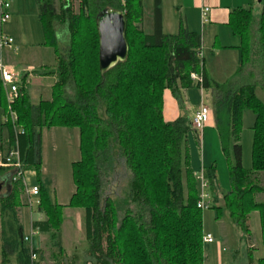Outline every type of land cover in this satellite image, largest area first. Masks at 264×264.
<instances>
[{
    "label": "trees",
    "instance_id": "16d2710c",
    "mask_svg": "<svg viewBox=\"0 0 264 264\" xmlns=\"http://www.w3.org/2000/svg\"><path fill=\"white\" fill-rule=\"evenodd\" d=\"M47 45L55 50L56 65L40 73L55 76L51 101L33 105L27 92L13 109L17 115L16 130L9 127V143L3 149L17 150L23 171L42 166L41 130L44 127L78 129L80 161L73 164L75 193L68 207L85 213L88 255L95 264H205L203 210L197 207L199 182L194 174L187 147L193 131L190 120L181 117L166 123L163 117V94L181 89H200L192 74L202 78L204 92L213 91L216 130L223 152L233 144L235 166L231 167V191L215 190V167L203 169L213 196L211 207L221 201L231 211L237 226L246 232L250 214L258 212L264 247V103L256 86L235 87L219 84L205 69L202 36L187 30L183 23L179 33L167 36L162 26V0H153L152 34L143 30V0H35ZM79 2L78 13L73 8ZM107 9L122 11L127 20L128 59L101 74L97 18ZM66 25L70 41L67 56L61 55L56 26ZM233 34L240 38L239 71L253 51V33L258 37L254 50L262 56L264 88V10L256 23L252 10L236 9L230 14ZM254 27L257 30L254 31ZM69 92H72L70 95ZM104 111L103 117L99 110ZM255 114L252 145V167H243L241 133L246 111ZM117 157L131 173V184L125 207L111 198H103L101 171L110 170ZM7 192L0 195V264H31V247L25 242L19 212L24 206L25 188L12 168H0V185ZM38 210L46 215L33 229L49 236L51 246L63 256L61 242L62 206L51 202L39 186ZM133 208V209H132ZM220 210L221 207H218ZM120 212H123L120 214ZM34 250L41 251L38 238ZM252 252L249 264H254ZM264 264V258L259 261Z\"/></svg>",
    "mask_w": 264,
    "mask_h": 264
},
{
    "label": "rangeland",
    "instance_id": "374dc122",
    "mask_svg": "<svg viewBox=\"0 0 264 264\" xmlns=\"http://www.w3.org/2000/svg\"><path fill=\"white\" fill-rule=\"evenodd\" d=\"M60 2L56 0V6L59 9ZM166 5V14L167 16L172 15V2L171 0H165ZM264 5V3H263ZM144 6V32L150 33V23H151V11H152V0H143ZM79 2L74 4V12L78 13ZM191 12V10H188ZM257 17V13H254ZM38 10L34 0H21V9L19 11L12 12L11 10V20L12 22H19V26L16 28L15 33L18 36V39H15L16 44L14 48L20 46V53L15 54L14 52H3L5 56V61L7 64L13 67V71L16 76L17 84L22 92L24 89L23 82L26 81L25 85L29 88L30 99L32 103L37 104L40 99L49 100L51 95V100L53 94L48 88V85L52 81L42 80L41 83L36 82L39 80L38 77L33 75V73L27 72L29 66H35L37 71H40V59L46 58L49 61L50 66H55V50L53 47L47 45L48 40L45 37L43 26L39 21ZM6 24L1 27L4 28ZM257 30L254 27V31ZM56 31L59 35V47L61 50V55L66 57L67 51L69 48V38L66 29L64 26H56ZM5 35V34H4ZM219 44H223L224 41H217ZM213 40L210 37H207L205 40V57L209 63H212V66L216 69L215 77L219 80L221 84H228L232 82L233 75L235 72L236 62L232 57L220 56L213 58L211 55ZM16 46V47H15ZM205 62V61H204ZM3 63V62H2ZM4 65V64H3ZM6 67V66H5ZM7 68V67H6ZM29 77L27 81L26 78ZM49 82V83H48ZM26 89V88H25ZM189 90V89H188ZM52 91V90H51ZM258 95L261 101L264 103V89H259ZM72 95V92H69ZM201 95V92L197 89L193 90L192 94V103L195 108H199L202 102L209 109V118L204 128H207L210 125H213V114H214V97L213 91H210L208 94ZM41 95V96H40ZM184 102V95L181 97ZM104 111L102 108L99 110V115L103 117ZM190 114V112H188ZM187 114V115H188ZM255 114L248 110L244 113L243 116V128L242 133H244L243 141L247 143L248 138L253 132L251 131L252 127L255 124ZM11 123V122H10ZM44 140H43V149L41 152L43 164L41 166V173L38 179L36 171H26L24 174V183L27 188L31 189L34 185L38 187L41 186L45 189L49 198L53 196L65 193H70L74 190V180H73V166L69 163L68 158L66 157L68 153L78 151L79 149V136L74 138L72 134L77 129H69V136H63L62 134L56 133V131H49L51 128L44 127ZM204 130V129H203ZM78 134V130L75 131ZM207 135L201 138V135L195 131L191 132L188 135L187 147L189 150V155L191 158V164L193 167L197 166L196 171L201 166L202 160L205 166L215 167L216 172V191L221 196L223 193L231 191V182H230V171L231 167L235 166V160L233 155V144L229 147V153L225 155L222 150V146L218 139L213 140L210 130L206 131ZM66 134V133H65ZM247 134V135H245ZM5 153L2 152V157L0 160L5 157ZM248 153L246 154V159L244 161V167L249 169L252 167L253 158L250 161ZM72 166V167H71ZM101 181L103 187V198L104 201L106 198H111L116 206L122 208L125 207L124 202L128 198V193L130 192L131 184V173L127 169L124 161L117 157L112 162V168L110 170L101 171ZM261 185L264 187V179L261 177ZM7 189L4 187L1 188V195L5 194ZM200 193V186H199ZM212 196V195H211ZM222 198V196H221ZM213 197H211V200ZM36 198L30 197L24 198V202L28 204V208L25 213L22 214L21 220L25 226L26 234H30L28 230L27 222L30 220V214L37 212L38 205L36 204ZM51 200V199H50ZM258 201H264V195L257 196ZM39 201V198H37ZM213 201V200H212ZM31 202V203H30ZM218 207H221L219 210L218 207L205 209L203 210V231L204 235H210L213 239L212 244L204 243V258L205 264H249V253L252 252V258L254 264H259V261L264 258V247L263 239L260 225V216L258 212H253L250 214L251 221L248 224L250 228V233L252 236L251 242L255 247V250L249 248V240L247 238L246 232L235 223L233 217L231 216V211L226 208L224 202L217 204ZM32 208V211L30 209ZM70 208V207H69ZM71 210H76V215L70 218L71 223L67 222L65 213L62 211V226L61 234L64 238L67 237L68 232L67 228L70 229V224L73 225L74 230L70 232L69 238L71 241L66 246L65 250L69 253H74L76 250L82 252L87 249V243L84 239V221L80 212H83L81 209L70 208ZM133 209V208H132ZM63 210V209H62ZM78 210V211H77ZM123 212H120L122 214ZM27 221V222H26ZM82 255H80L79 258ZM84 256V259L87 258ZM58 260H62L63 256H58ZM83 259V260H84ZM84 260V261H85ZM82 264V263H81Z\"/></svg>",
    "mask_w": 264,
    "mask_h": 264
},
{
    "label": "crops",
    "instance_id": "0c3cea01",
    "mask_svg": "<svg viewBox=\"0 0 264 264\" xmlns=\"http://www.w3.org/2000/svg\"><path fill=\"white\" fill-rule=\"evenodd\" d=\"M37 10H38V19H39V9L36 1L34 0ZM172 2V15L169 14L167 16L166 14V5H165V0H162V26H163V33L167 36H175L179 33L181 23H183V26L189 30L190 32L197 33L202 36V57L204 58L205 61V69L210 76L212 80L215 82L219 83L220 81L216 79L215 74H216V69L214 66H212V63H209V61L206 60L205 57V40L207 37H210V39L213 40V45H212V50H211V55L213 58L217 57H232L233 60L236 62V69L233 75L232 82L235 87H241L245 85H251V86H256V94L258 98L260 99L258 95V90L259 89H264L262 87L263 85V73H262V56L260 52L257 50H254V48L257 45L258 37L256 36V33H253V36H251L252 44H253V51L251 52V56L249 58V61L243 66L242 70L240 73L239 71V61H240V47L242 45V42L240 38L236 37L229 25L230 23V14L232 11L236 9H245V10H252L254 19L256 23L259 21L260 16L263 13L264 10V0H171ZM21 9V0H14L12 3V12L19 11ZM191 10L189 12L188 10ZM208 9V18L207 21L204 22L203 19V10ZM257 13V17H255V14ZM11 20V19H10ZM40 21V19H39ZM41 22V21H40ZM42 24V23H41ZM145 24V18H144V23H143V28ZM19 26V22H8L4 28L0 26V33L5 34L9 37H11L14 40V45L16 44L15 39H18L17 34L15 33L16 28ZM144 30V29H143ZM154 30V22H153V0H152V11H151V23H150V29H149V34H152ZM148 34V33H146ZM221 40L224 41L223 44L217 43ZM16 47V46H15ZM14 52L16 55L20 53L21 49L20 46H17L12 50H3L0 51V60L3 62L4 66H6L8 69L13 70V67L9 64L6 63L5 61V56L3 52ZM56 56V54H55ZM49 61L46 58L40 59V63H38V66H40V71H37L35 66H29L27 68V72L33 73L36 77H38L39 80H35L38 83H41L42 80L46 81H52L48 85V88L51 92H53V87L56 84V77L55 76H45V75H40V73H43L45 71L50 70ZM56 61V58H55ZM56 65V63L54 64ZM26 80H29V77L26 78ZM26 81L23 82V86L25 92H27L28 96L31 97L30 95V90L28 87H26L25 84ZM49 83V82H48ZM221 84V83H219ZM29 86V83L28 85ZM26 88V89H25ZM197 88H191L189 90H179L177 94H173L171 90H166L164 91L163 94V101H164V108H163V117L166 123H174L176 120H178L181 117H187L190 120V124L193 118L194 113L196 112L197 108L193 106L192 103V94L193 90H196ZM200 91V89H197V91ZM210 91L207 92V94ZM205 94V93H203ZM201 92V95H203ZM184 95V102L182 101L181 97ZM41 96V95H40ZM213 97L215 99V94H213ZM261 100V99H260ZM41 101H51V95L49 100H42L37 104L32 103L33 105H38ZM32 102V101H31ZM190 112V114H188ZM188 114V115H187ZM213 125H210L207 128H204L203 130V135L204 137L207 135L208 130H210L213 140L216 138L218 139V133L216 130V122H215V115L213 114ZM7 122L9 121L8 117V104H7V99H6V92H5V87L1 78L0 74V158L2 157V152L3 149L7 147L9 143V127L6 125ZM253 128V127H252ZM16 130V129H15ZM44 129L42 128L41 130V144L43 146V140H44ZM78 130V129H77ZM75 130V131H77ZM49 131H56L58 134H62L63 136H69L70 133L68 128H63V127H52L51 130ZM72 134L74 138H77L79 136V149L78 151H74L71 153H68L66 156L68 158L69 163L73 166L74 163L80 161L81 154H80V132L78 130ZM194 131V130H193ZM192 131V132H193ZM252 131V129H251ZM66 133V134H65ZM247 135V134H245ZM249 138L247 143L243 141V136L244 133L241 135V146L243 150V167H244V161L246 159V154L248 153L250 161L252 160V145H253V132L251 134L248 133ZM43 149V147H42ZM191 158H190V163H191ZM43 164V161H42ZM71 166V167H72ZM191 168L194 172V174H199L203 169H208L210 167H207L204 165L203 160L201 163V166H199V169L196 171L195 167L192 166ZM37 186V185H34ZM75 187V184H74ZM7 189V188H6ZM76 188L72 192H68L65 194H60L59 195H54L53 198L50 197L51 202L55 205L62 206L63 212L65 213V217H67L66 221L71 223L70 218L76 213L74 210H71L68 205L70 204V201L75 193ZM1 192V191H0ZM212 195V194H211ZM222 196V195H221ZM219 196V198L221 197ZM213 197V196H212ZM26 198V196H23V200ZM37 202V198L35 200ZM23 210H27L28 205L22 207ZM20 209L19 212V218H20V223L23 226L24 229V234L25 237L30 236L32 233L35 234V237L38 238V245L41 251L40 259L41 263L40 264H95L93 260L89 257L88 251H89V243L86 240V233H85V213L80 212L82 215V219L84 221V239L85 242L87 243V249L83 250L80 252L79 250H76L74 253H68L67 250H65L66 246L69 244L71 241L70 232L74 230L73 225L70 224V229L71 231L69 232V228H67L68 235L66 238H64L63 234H61V242H62V248H63V259L58 260V251L52 248L51 246V241L48 235L42 234L38 231H35L33 229V224L35 222H44L47 220V217L45 214L40 212L37 208V212H34L33 214H30V220L27 222L28 225V230L30 234H26L25 231V226L21 220V216L25 211ZM28 211V210H27ZM26 211V212H27ZM32 211V208L30 209ZM78 211V210H77ZM251 221V216L249 217V223ZM248 223V224H249ZM261 225V224H260ZM251 235V233H250ZM207 236V235H206ZM252 236L250 237L249 240V248L251 250H255V247L253 246V243L251 242ZM253 254V253H252ZM80 255H82V258H79ZM87 258V260L84 259V256ZM85 261H84V260Z\"/></svg>",
    "mask_w": 264,
    "mask_h": 264
},
{
    "label": "built area",
    "instance_id": "2783aa9c",
    "mask_svg": "<svg viewBox=\"0 0 264 264\" xmlns=\"http://www.w3.org/2000/svg\"><path fill=\"white\" fill-rule=\"evenodd\" d=\"M14 0H0V26L7 24L11 19V8L12 3ZM208 9L203 10V19L204 22L207 21L208 18ZM14 46V40L2 33H0V51L3 50H12ZM0 74L1 78L5 87L6 92V99L8 104V117L11 124L16 129V122H17V115L13 109L16 102L21 97V90L17 84L16 76L13 71L6 68L2 61L0 60ZM191 80L194 84H198L200 86V90L202 94L204 93V90L202 89V78L198 74H192ZM209 118V109L205 104L202 102L200 107L196 110V112L193 115L192 121H191V127L192 129L203 135V129L205 124L207 123ZM0 168H12L16 171L17 178L22 179L24 183V171H23V164L20 161L19 153L17 150L10 152V154L6 157L5 160H0ZM199 186H200V193H199V201L197 203V207L201 210L210 209L212 205L211 200V193H210V185L205 177V174L203 171H201L196 176ZM24 190H25V196L26 198L34 197L38 198L40 190L38 186H33L31 189L27 188L24 183ZM221 198V197H220ZM31 203V202H30ZM36 204H39V201L36 202ZM35 234L32 233L30 236L25 237V242H27L31 247V264H35L39 260V255L34 250V239ZM204 243L212 244L213 239L210 235H207L204 237Z\"/></svg>",
    "mask_w": 264,
    "mask_h": 264
},
{
    "label": "water",
    "instance_id": "95a60500",
    "mask_svg": "<svg viewBox=\"0 0 264 264\" xmlns=\"http://www.w3.org/2000/svg\"><path fill=\"white\" fill-rule=\"evenodd\" d=\"M99 66L105 75L129 57L127 20L122 11L107 9L97 18ZM1 191V186H0Z\"/></svg>",
    "mask_w": 264,
    "mask_h": 264
},
{
    "label": "flooded vegetation",
    "instance_id": "af4514ba",
    "mask_svg": "<svg viewBox=\"0 0 264 264\" xmlns=\"http://www.w3.org/2000/svg\"><path fill=\"white\" fill-rule=\"evenodd\" d=\"M0 186H1V188H2V187H4L5 189L7 188V186H6L5 183H4V184L2 183V185H0ZM0 193H1V192H0ZM0 195H1V194H0Z\"/></svg>",
    "mask_w": 264,
    "mask_h": 264
}]
</instances>
